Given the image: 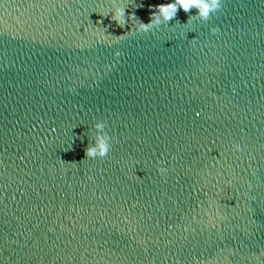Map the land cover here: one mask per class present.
<instances>
[{
    "label": "water",
    "instance_id": "obj_1",
    "mask_svg": "<svg viewBox=\"0 0 264 264\" xmlns=\"http://www.w3.org/2000/svg\"><path fill=\"white\" fill-rule=\"evenodd\" d=\"M164 2L0 0V264H264V0Z\"/></svg>",
    "mask_w": 264,
    "mask_h": 264
},
{
    "label": "clouds",
    "instance_id": "obj_2",
    "mask_svg": "<svg viewBox=\"0 0 264 264\" xmlns=\"http://www.w3.org/2000/svg\"><path fill=\"white\" fill-rule=\"evenodd\" d=\"M223 6V0H169V2L160 3L150 6L153 10L150 14L148 23L138 20L134 13L126 15V8L123 6H115L111 12V19L123 27L126 22H133V28L138 32H148L153 28H159L162 25H167L172 21L179 10L185 13H191L193 9L196 10L195 15H189L188 24L194 20L207 21L211 14L218 12ZM213 33L218 29H211ZM95 136L86 148L87 158H104L110 150V137L105 132V123L102 121L96 122L94 125ZM237 150L239 146H236ZM161 174L167 170L164 167L158 168Z\"/></svg>",
    "mask_w": 264,
    "mask_h": 264
}]
</instances>
